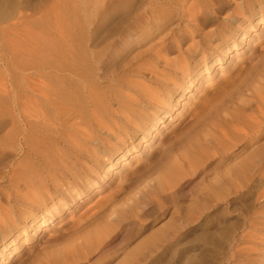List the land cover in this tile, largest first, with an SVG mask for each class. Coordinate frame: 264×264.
Returning a JSON list of instances; mask_svg holds the SVG:
<instances>
[{
  "label": "rangeland",
  "instance_id": "1",
  "mask_svg": "<svg viewBox=\"0 0 264 264\" xmlns=\"http://www.w3.org/2000/svg\"><path fill=\"white\" fill-rule=\"evenodd\" d=\"M85 2L12 0L0 17V189L33 183L34 172L60 181L47 182L42 205H22L18 192L2 200L15 217L0 226V264H242L232 236L248 218L264 236V0ZM85 17L91 83L62 55L39 63L54 47L66 54ZM174 42L187 74L165 66L157 102L130 106L137 71ZM52 75L77 83L78 101L50 94ZM81 129L93 143L77 142ZM169 165L180 171L171 182ZM259 243L251 264H264Z\"/></svg>",
  "mask_w": 264,
  "mask_h": 264
},
{
  "label": "bare ground",
  "instance_id": "2",
  "mask_svg": "<svg viewBox=\"0 0 264 264\" xmlns=\"http://www.w3.org/2000/svg\"><path fill=\"white\" fill-rule=\"evenodd\" d=\"M79 1H81L84 5H86L85 0H79ZM67 3H69V2H67ZM101 5H102L101 6L102 7V17H101L100 21L98 22L99 27L107 25V23H109V21H108L109 20L108 19V17H109L108 16L109 15L108 5H106V3L101 4ZM64 7H66V6H64ZM66 9H67V7H66ZM68 10H69V8H68ZM11 11H12V0H0V17L4 18ZM83 11H84V9H83ZM90 19H91L90 17L89 18L87 17L85 19V21L82 22V24H80V25L78 24L79 27L77 29H75L73 31L71 30L70 34H68V41H67L68 45H67V53L66 54H61L58 51V49H56V47H54L55 49H53V50L55 52L54 53H48L47 55L41 56L39 63H41L43 65V64L51 62L53 64L52 59L53 58L60 59L61 55H62L64 57H66L65 58L66 61L64 62V65L66 64L68 67H70V70H72L73 72L80 71L83 74L85 81L91 83L92 80L90 79V75H89V63H88L89 57H88L87 51L83 47V40L85 37V32H83V29H82V26L85 25V29L88 26L86 35L88 37V35L91 34L89 27L91 26L92 22ZM172 53H176V55L174 57H170V55ZM185 54H184L179 42H174L172 48L167 46V45L165 47V43L160 48H158V50L156 51V54H155V62L149 63L146 68H143L142 70L137 71L136 78L134 79L133 84H132L133 93H129L125 96V98L127 99V103L130 106L132 105V107H134L136 109H141V107H142L141 106V102H142L141 100H145L146 102H148L149 100L157 102L155 92L153 91L154 90L153 85L157 82L159 83V81L163 82V80L164 81L168 80L167 78H165V66L170 67V68H174V71H180L182 74H184V73L187 74L186 73L188 70L187 66H185V64L183 65V63H186L185 62ZM159 64H161L164 67V69L163 68L160 69ZM204 67H205L204 68L205 70L209 69V67H207L206 64H204ZM170 71L171 70H168L169 73H172V71L171 72ZM196 72L197 71L195 70L194 75H192V73H193L192 72V73L185 76L184 80H185V83H187L188 88L191 86L192 82H194V80H195L194 76H195ZM51 77H52L51 80L53 83H51L50 87L47 86L50 94H52L53 96H59L60 95L61 97H62V95H64L70 101H78L79 96H80V91H79V85L77 83H73L72 81H70V80L68 81L66 79L59 80L58 77L53 76V75ZM176 89H180V87L176 86ZM168 98L170 99V97H168ZM162 104L166 105V103H162ZM115 113H119L122 116V118L126 119L127 121L133 120V118H134L133 115H135L133 110H129L128 114H123V112H121L119 110L116 111ZM139 115L140 114H137V116H139ZM162 118H164V117H162V116L161 117H159V116L153 117V123L151 124V126H149L150 127L149 128V135L152 134V132H150L151 128L155 129L158 126V123ZM80 134H81V136L77 139L78 143L86 144V143H93L94 142V138H92L89 131H87L85 129H81ZM152 137H154V135H152ZM147 147L148 146H146V148ZM261 151L258 152L260 155L262 153ZM93 152L97 153V149H94ZM249 160H250V158H249ZM249 160L245 159V160L241 161V163L238 164L237 175L239 174L240 176L244 177L247 174L246 172H247L249 165H250V162H251ZM115 164L116 163L114 162V159L109 160L107 162L108 166L106 168V172H109V170ZM179 173H180V171H179V168L177 167V165H169L166 169L163 180L164 181L168 180L169 182H171L178 176ZM31 176H34L36 180H34L33 183H31L29 181H25V182H29V184L26 183V185L24 187H21L18 184H14V185H12L11 190L3 191L2 189H0V226H7V225L9 226L14 222V217H15V215L13 214L14 212L11 211V208L9 205H7L5 207L2 203L3 199H5V201H7V202L10 201V192L11 193H17L18 192L22 196V198L24 199L22 205L27 204L28 207L36 205V204L42 205L43 201H44L43 196H45L48 192L47 182L48 181H51L52 183L56 182V181H54V179L52 177L53 174L52 175L49 174L48 176H46V175H43L42 172H34V174ZM251 178H249V179H251ZM59 182L60 181H57L54 184V186L56 184H59ZM161 184H162V182H161ZM263 196H264V188L260 194V198H262ZM27 206H25V207L27 208ZM33 216H35V215H33ZM257 222H258V224L264 225V223H262L261 221H257ZM31 223L32 222H30L28 224L29 227H32ZM46 223H48L47 220L43 218V221L38 226L35 227L36 232H39L40 229H42ZM244 230L245 231H243L242 234L238 238H236V236H232L233 239L235 238L234 239V241H235V243H234L235 247L234 248L239 249V253L242 255V264H251L252 259L250 258L249 254L255 250H258L257 246L260 244L259 242L264 243V238H263L264 236L263 237L261 236V234L259 233L260 228H258L257 224L253 220H250L249 218L247 220V227H245Z\"/></svg>",
  "mask_w": 264,
  "mask_h": 264
}]
</instances>
